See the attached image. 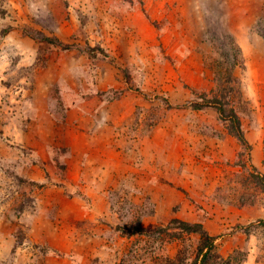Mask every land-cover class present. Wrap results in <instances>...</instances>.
<instances>
[{
	"label": "rangeland",
	"instance_id": "rangeland-1",
	"mask_svg": "<svg viewBox=\"0 0 264 264\" xmlns=\"http://www.w3.org/2000/svg\"><path fill=\"white\" fill-rule=\"evenodd\" d=\"M205 236L264 264V0H0V264H201Z\"/></svg>",
	"mask_w": 264,
	"mask_h": 264
},
{
	"label": "trees",
	"instance_id": "trees-1",
	"mask_svg": "<svg viewBox=\"0 0 264 264\" xmlns=\"http://www.w3.org/2000/svg\"><path fill=\"white\" fill-rule=\"evenodd\" d=\"M209 104H213L217 107V112L220 116V118L222 119V121H224L228 128L229 131L232 135H234L242 144H246V140L245 137L243 135V132L241 130V125H240V121L237 117V115L235 114V112L233 110H229L226 111L224 109L225 106H223V104L219 103L218 104H214V103H209ZM204 242V243H203ZM203 242H201V252L204 251V248H207V251L202 254V258H201V264H206L207 258L209 253L213 250L214 248V239L212 237L209 236H205Z\"/></svg>",
	"mask_w": 264,
	"mask_h": 264
}]
</instances>
